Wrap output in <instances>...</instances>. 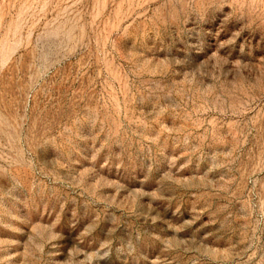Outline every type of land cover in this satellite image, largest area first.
I'll use <instances>...</instances> for the list:
<instances>
[{"label": "rangeland", "instance_id": "1", "mask_svg": "<svg viewBox=\"0 0 264 264\" xmlns=\"http://www.w3.org/2000/svg\"><path fill=\"white\" fill-rule=\"evenodd\" d=\"M0 264H264V0H0Z\"/></svg>", "mask_w": 264, "mask_h": 264}]
</instances>
